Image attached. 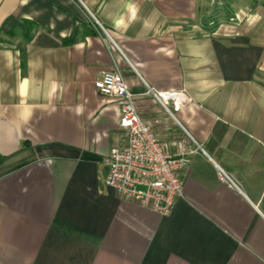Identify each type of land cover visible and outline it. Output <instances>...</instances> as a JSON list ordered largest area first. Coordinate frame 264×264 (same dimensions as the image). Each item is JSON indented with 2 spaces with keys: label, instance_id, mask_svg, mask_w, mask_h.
<instances>
[{
  "label": "crops",
  "instance_id": "crops-1",
  "mask_svg": "<svg viewBox=\"0 0 264 264\" xmlns=\"http://www.w3.org/2000/svg\"><path fill=\"white\" fill-rule=\"evenodd\" d=\"M115 70L168 152L198 145L168 214L106 183ZM0 264H264V0H0Z\"/></svg>",
  "mask_w": 264,
  "mask_h": 264
},
{
  "label": "built area",
  "instance_id": "built-area-1",
  "mask_svg": "<svg viewBox=\"0 0 264 264\" xmlns=\"http://www.w3.org/2000/svg\"><path fill=\"white\" fill-rule=\"evenodd\" d=\"M91 18L106 40H110L92 15ZM94 87L101 95L117 100L120 108L119 128L125 140L109 157L107 185L127 201L162 215L168 214L182 192L181 172L187 169L190 156L197 150L198 145L179 125L183 136L176 140L175 152H168L167 145L159 139L154 129L159 124V119L146 122L141 118L119 71L102 72L95 80ZM147 89L165 115L175 120L168 104L170 101H183L182 94L155 91L148 86ZM219 180L231 189L241 192L240 183L221 169Z\"/></svg>",
  "mask_w": 264,
  "mask_h": 264
}]
</instances>
